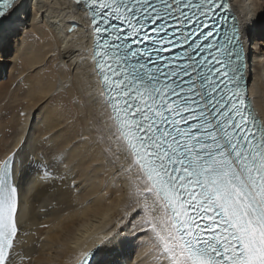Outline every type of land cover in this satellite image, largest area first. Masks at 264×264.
<instances>
[{
	"label": "bare ground",
	"instance_id": "obj_1",
	"mask_svg": "<svg viewBox=\"0 0 264 264\" xmlns=\"http://www.w3.org/2000/svg\"><path fill=\"white\" fill-rule=\"evenodd\" d=\"M260 6L264 0H228L245 51L247 99L264 126V42L255 36L264 33L255 22ZM9 12L0 22V100L6 105L0 164L13 158L19 201L5 264H74L92 249V264H119L127 250L134 251L132 264H191L117 129L81 3L18 0ZM11 40L14 54L7 57ZM50 58L56 61L49 67L54 80L41 73L33 79ZM44 99H60L66 109L39 110L28 123Z\"/></svg>",
	"mask_w": 264,
	"mask_h": 264
},
{
	"label": "rangeland",
	"instance_id": "obj_2",
	"mask_svg": "<svg viewBox=\"0 0 264 264\" xmlns=\"http://www.w3.org/2000/svg\"><path fill=\"white\" fill-rule=\"evenodd\" d=\"M257 17H256V25L257 26H262L264 25V6H260L259 7V10L257 11ZM30 37L34 38V35L30 34L29 35ZM255 36L260 39V42H264V33L262 32H259L257 31V33L255 34ZM14 42L13 40H11L9 43H8V46L7 48H9V52L8 53H5L4 56H10L12 55V53L14 54ZM13 51V52H12ZM4 59V58H3ZM7 59V58H6ZM51 61V63H49L48 65L44 66V67H38L34 70L33 74H32V78L34 79V77L36 78H39L38 74L41 73L42 75H44V77L46 76H49L51 75L53 80L55 78V76L52 74V72L49 70V67H55L56 66V61L53 60V58H50L49 59ZM0 65H2L0 63ZM2 72H6L8 73L5 68H2ZM49 73V74H48ZM247 85H249L247 83ZM59 93V89H57L56 91V94ZM3 96V94L0 92V97ZM61 99H65V97H61ZM61 100L60 99H56L54 102H49V99H44L41 103L37 104L35 107L32 108V112H31V115L29 116V120H28V123H31V121L33 122L39 115V110H41L43 112V115L46 113V109L49 108V109H66L65 106H62L61 105ZM69 104L71 107L74 108V106H76V103L75 101H72L71 100L69 101ZM5 113H6V105H5V100L2 101L0 100V118L1 119H4L5 118ZM40 118V117H39ZM2 133H0L1 135ZM126 260H120V263L119 264H132L134 261H136V257L134 256V251H129L127 250L126 252ZM96 259V258H95ZM95 259L93 261V263L95 262ZM118 260V261H119ZM117 261V262H118Z\"/></svg>",
	"mask_w": 264,
	"mask_h": 264
},
{
	"label": "water",
	"instance_id": "obj_3",
	"mask_svg": "<svg viewBox=\"0 0 264 264\" xmlns=\"http://www.w3.org/2000/svg\"><path fill=\"white\" fill-rule=\"evenodd\" d=\"M4 19V18H3ZM3 19L2 20H0V22H2L3 21Z\"/></svg>",
	"mask_w": 264,
	"mask_h": 264
}]
</instances>
